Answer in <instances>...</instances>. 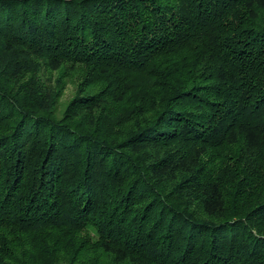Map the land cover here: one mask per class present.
I'll return each instance as SVG.
<instances>
[{"label": "trees", "instance_id": "obj_1", "mask_svg": "<svg viewBox=\"0 0 264 264\" xmlns=\"http://www.w3.org/2000/svg\"><path fill=\"white\" fill-rule=\"evenodd\" d=\"M0 264H264V0H0Z\"/></svg>", "mask_w": 264, "mask_h": 264}, {"label": "rangeland", "instance_id": "obj_2", "mask_svg": "<svg viewBox=\"0 0 264 264\" xmlns=\"http://www.w3.org/2000/svg\"><path fill=\"white\" fill-rule=\"evenodd\" d=\"M39 71L40 74L45 76L47 80L52 78V80L54 81L58 77H60L61 82H63L64 84L56 104L57 115L60 116L67 102L71 99V97H73V95L76 92V86H75L76 75L69 68H65V70H61V71L57 70L52 72H46L43 68H41Z\"/></svg>", "mask_w": 264, "mask_h": 264}]
</instances>
